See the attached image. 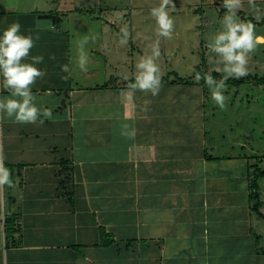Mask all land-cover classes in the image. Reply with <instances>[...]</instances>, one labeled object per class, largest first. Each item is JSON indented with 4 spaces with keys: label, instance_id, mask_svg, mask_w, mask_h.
Segmentation results:
<instances>
[{
    "label": "crops",
    "instance_id": "0c3cea01",
    "mask_svg": "<svg viewBox=\"0 0 264 264\" xmlns=\"http://www.w3.org/2000/svg\"><path fill=\"white\" fill-rule=\"evenodd\" d=\"M74 3L0 0V30L39 37L33 91L54 109L42 124L0 118L14 181L0 186V264H264L239 123L217 121L196 78L164 75L152 96L130 89L135 75H98L106 53Z\"/></svg>",
    "mask_w": 264,
    "mask_h": 264
},
{
    "label": "rangeland",
    "instance_id": "374dc122",
    "mask_svg": "<svg viewBox=\"0 0 264 264\" xmlns=\"http://www.w3.org/2000/svg\"><path fill=\"white\" fill-rule=\"evenodd\" d=\"M73 1L78 8L86 9V15H81V19L85 17L87 34L90 35V30L93 31V37L97 34L92 42L99 45L102 54L106 53V59L102 60L100 66L96 65L98 75H135L140 58L150 55L155 46L160 51L157 64L162 76H179L184 79L180 81L186 83L189 81L187 79L193 77L195 67L204 65V59L207 72L224 75L222 71H217L222 69V65L217 63L216 54L208 47L212 37L221 28V20L226 13L219 0H172L170 15L174 18V27L171 39L158 35L156 21L150 14L161 0ZM240 3L238 15L242 19H254L255 22H251L256 25V34L264 35V0H240ZM256 8L261 10L260 14L255 12ZM90 10L93 13L88 12ZM107 20L111 22L110 25ZM125 26L128 37L127 43L122 44L121 28ZM127 44L130 50H135L133 53L130 51V55L127 54ZM250 57L248 78L245 76V82L239 86L226 82V107L221 109L217 106L216 113L217 121L224 123L222 126L229 129L231 122H238L237 130L243 131L248 137L244 139L247 150L241 155L246 157V164L248 161L250 164V173L246 177L249 184L255 180L256 166H262L260 159L264 163V84L260 82L264 77V45H259ZM231 78L239 80L233 77L228 79ZM251 149L256 151L257 157H251ZM259 185L260 200L264 206V178L259 181ZM260 211L264 214V207ZM258 222L260 227L256 230L263 232L258 235L255 230L253 234L255 239L262 237L263 245L264 218Z\"/></svg>",
    "mask_w": 264,
    "mask_h": 264
},
{
    "label": "clouds",
    "instance_id": "9594fccd",
    "mask_svg": "<svg viewBox=\"0 0 264 264\" xmlns=\"http://www.w3.org/2000/svg\"><path fill=\"white\" fill-rule=\"evenodd\" d=\"M172 0H161L158 6L151 9V16L157 24V33L160 37L172 38L174 18L170 15ZM227 9L221 20V28L212 37L208 44L209 49L216 54L217 63L222 65L224 75L216 80L210 72L203 76L197 75L196 80L203 79L209 88L211 99L215 104L224 109L226 81L233 77L240 79L248 76L247 67L250 54L255 52L259 45H264V35L256 34V25L244 20L238 15L241 7L240 0H225ZM260 14L261 10L256 8ZM122 44L127 43V26L121 28ZM38 36L21 31V24L14 21L6 28L0 30V118H7L17 124L43 123L45 120L54 119L52 107L45 106L37 95L34 85L43 79L47 72L38 67L44 62L42 55H31ZM87 39L79 42V55L77 67L87 71L88 55L85 51ZM160 55L159 47H153L150 55L142 56L136 64L134 82L129 87L133 91L139 90L159 94L162 73L157 58ZM61 70L69 71L67 65H62ZM7 93V94H2ZM122 134L133 135L129 132V125H123ZM0 186L14 187L11 170L5 165L4 158L0 156Z\"/></svg>",
    "mask_w": 264,
    "mask_h": 264
},
{
    "label": "trees",
    "instance_id": "16d2710c",
    "mask_svg": "<svg viewBox=\"0 0 264 264\" xmlns=\"http://www.w3.org/2000/svg\"><path fill=\"white\" fill-rule=\"evenodd\" d=\"M84 10H86V9H82V11H84ZM88 12L93 13V11H91V10L88 11ZM223 12H226V8H223ZM244 20H247V21H251L252 20V22H255V20L252 19V18H246ZM260 24L262 25V23H260ZM204 61H205V63H203L204 65L195 67L194 75H193L192 78H196L197 75L203 76L205 73H208L205 70L206 59H204ZM210 73L212 74L213 78L216 79V80H219L222 77V75L220 73H218V72H214L213 71V72H210ZM246 77L248 78V76H246ZM246 77H242L239 80H234V79L231 78V79H228L226 82L232 83L234 85L239 86V85H241V83L245 82V78ZM163 79L164 78H162V80ZM180 80L183 81L184 79L183 78H179V76H177V80L176 81H180ZM189 81H187V82H189ZM199 82L202 85L207 86L203 79H200ZM260 82L262 84H264V77L262 79H260ZM260 161H261L260 164H262V166L261 167L256 166V175H255L256 177H255V180H253V183H251V187L250 188H251V191H252V194H251V200L253 202L252 208H253V210H254V212L256 214L263 216L262 213L260 212L261 200H260V192H259V190H260L259 181L264 178V163H263V159L262 160L260 159ZM16 230L17 229H15L14 232Z\"/></svg>",
    "mask_w": 264,
    "mask_h": 264
},
{
    "label": "water",
    "instance_id": "95a60500",
    "mask_svg": "<svg viewBox=\"0 0 264 264\" xmlns=\"http://www.w3.org/2000/svg\"><path fill=\"white\" fill-rule=\"evenodd\" d=\"M219 2H220V5H222V7L224 8V2H222L220 0H219Z\"/></svg>",
    "mask_w": 264,
    "mask_h": 264
}]
</instances>
